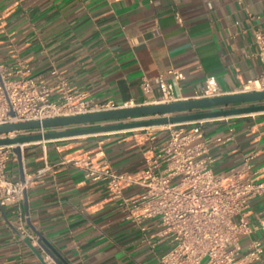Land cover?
Masks as SVG:
<instances>
[{
  "label": "crops",
  "instance_id": "1",
  "mask_svg": "<svg viewBox=\"0 0 264 264\" xmlns=\"http://www.w3.org/2000/svg\"><path fill=\"white\" fill-rule=\"evenodd\" d=\"M254 28L264 29V0H0V61L26 62L49 99L60 103L72 94L95 105L158 104L159 87L146 93L141 86L157 77L172 83L177 101H186L205 95L210 78L220 96L232 95L262 73ZM53 70L66 87L57 84ZM169 70L183 78L175 80ZM167 138L164 126H152L21 147V160L13 154L7 164L10 179H27L45 163L52 170L24 190L23 230L15 207L0 206V264H56L39 237L67 264H157L165 246L152 248L125 218L121 198L112 197L105 182L85 177L79 161L90 158L94 165L137 174L145 156ZM201 140L216 174L240 171L243 157L253 153L254 169L264 177V113L204 120ZM138 192L131 186L124 195ZM249 209L252 223H264L263 198ZM146 225L147 235L153 234L154 222ZM253 238L264 242V229L242 237V248ZM254 264H264V252Z\"/></svg>",
  "mask_w": 264,
  "mask_h": 264
},
{
  "label": "built area",
  "instance_id": "2",
  "mask_svg": "<svg viewBox=\"0 0 264 264\" xmlns=\"http://www.w3.org/2000/svg\"><path fill=\"white\" fill-rule=\"evenodd\" d=\"M177 20L181 22L179 16ZM252 33L262 73L247 81L242 92L264 91V29L254 28ZM168 73L175 80L183 78L178 71ZM50 74L57 84L66 87L65 79L56 70ZM209 83V90L201 98L220 96L212 78ZM154 84L161 92L158 104L177 102L172 83L162 77L145 80L141 86L149 93ZM63 100L62 103L50 100L49 90L30 74V66L23 60L13 65L0 61V125L136 107L113 101L95 105L72 94H64ZM203 122L163 125L168 131L166 143L157 153L153 151L145 156V167L137 174L118 172L107 164L94 165L90 158L79 162L85 177L105 182L111 196L121 198L125 218L135 223L152 248L165 246L157 255V264L257 263L262 259L264 242L253 238L243 249L241 238L264 229L262 221L254 224L249 220L250 202L264 199V177L254 169L253 153L243 157L240 171L216 174L215 159L201 140ZM20 134L14 132L0 137ZM13 147L0 145V206L15 207L17 226L23 230L24 190L31 179L45 176L52 168L45 163L27 179H10L6 167L14 154ZM175 179L177 182L173 184ZM131 186L138 187L139 192L128 199L124 191ZM148 221L154 222L155 231L151 235H147Z\"/></svg>",
  "mask_w": 264,
  "mask_h": 264
},
{
  "label": "water",
  "instance_id": "3",
  "mask_svg": "<svg viewBox=\"0 0 264 264\" xmlns=\"http://www.w3.org/2000/svg\"><path fill=\"white\" fill-rule=\"evenodd\" d=\"M264 113V91L241 92L172 103L141 105L109 111L59 116L0 125V136L22 132L14 137H0V145H13L21 160V145L51 138L93 135L128 129ZM38 243L56 264H67L43 237ZM33 251L37 253L35 248ZM42 259L41 256H39Z\"/></svg>",
  "mask_w": 264,
  "mask_h": 264
},
{
  "label": "rangeland",
  "instance_id": "4",
  "mask_svg": "<svg viewBox=\"0 0 264 264\" xmlns=\"http://www.w3.org/2000/svg\"><path fill=\"white\" fill-rule=\"evenodd\" d=\"M176 182H177V179L173 180V182H172V183H173V184H175Z\"/></svg>",
  "mask_w": 264,
  "mask_h": 264
}]
</instances>
